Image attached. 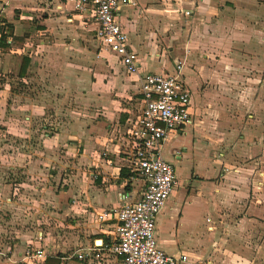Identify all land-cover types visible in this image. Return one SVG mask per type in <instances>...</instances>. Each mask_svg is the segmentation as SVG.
<instances>
[{
    "label": "crops",
    "instance_id": "crops-1",
    "mask_svg": "<svg viewBox=\"0 0 264 264\" xmlns=\"http://www.w3.org/2000/svg\"><path fill=\"white\" fill-rule=\"evenodd\" d=\"M116 16L138 55L137 73L126 72L95 36L97 48L88 47L84 38L93 19L64 0H0V19L24 40L10 51L28 49L27 70L42 51L75 59L77 35L83 41L78 63L56 61L55 55L62 86L30 94L12 91L9 83L0 89V97L13 101L0 118L8 119L15 145L25 146L16 152L12 145L9 156H0L9 176L6 202L15 207L19 191L24 206L31 202L40 211L39 239H29L25 224L23 243L49 244L56 257L112 239L115 219L98 215L136 201L143 188V180L127 177L124 161L129 129L143 107L140 77L173 73L181 62L191 121L161 147L178 181L157 216V244L185 255L183 264H264V0H125ZM35 37L68 42L53 50L54 43H34ZM8 59L0 56L1 71L9 68ZM51 95L68 106L55 109ZM18 97L23 107L14 104ZM54 115L61 119L48 120ZM19 116L26 122L20 124ZM36 119L42 122L34 134ZM32 207L24 208L25 222ZM66 260L121 264L109 253Z\"/></svg>",
    "mask_w": 264,
    "mask_h": 264
},
{
    "label": "built area",
    "instance_id": "built-area-1",
    "mask_svg": "<svg viewBox=\"0 0 264 264\" xmlns=\"http://www.w3.org/2000/svg\"><path fill=\"white\" fill-rule=\"evenodd\" d=\"M78 13L91 16L95 25V39L103 48L115 54L126 72H138V55L129 47L128 36L117 20V12L125 0H64ZM2 26V23H0ZM1 36V28H0ZM143 107L131 124L128 148L124 156L132 178L143 180L139 198L98 215L115 219L113 237L74 255L99 258L103 253L113 254L121 264H183L185 255H172L162 250L156 241L155 227L158 214L164 207L177 175L173 165L161 154L168 135L191 121V92L181 78V62L173 73L147 72L140 77ZM41 248L27 247L24 261L44 260Z\"/></svg>",
    "mask_w": 264,
    "mask_h": 264
},
{
    "label": "rangeland",
    "instance_id": "rangeland-1",
    "mask_svg": "<svg viewBox=\"0 0 264 264\" xmlns=\"http://www.w3.org/2000/svg\"><path fill=\"white\" fill-rule=\"evenodd\" d=\"M94 27L95 25L87 26L88 32H87L86 38H84L85 44L88 47L89 46L92 47L93 49L94 47L97 48L98 46L94 40V31L92 29ZM81 38L82 37H78L77 35L76 40H75L76 41L75 46L77 47L76 48L77 54H76L75 59L73 58L68 59L66 53H63V52L61 54H55V50H54L55 44L56 45L58 44L60 47L64 48V46L67 45L68 37L59 38V40L57 39L58 41L55 38H44L47 40L48 43H54L52 44L53 46L52 48L54 51L50 53L46 51H42V54L38 53L37 55L38 59L35 60L34 63H32L33 65L31 66L29 70L26 71L24 76H20L18 74L19 69L17 68V66L15 67V64L17 63L18 65V61L21 59V57L27 56L29 54L28 49H24L23 51H20V53L19 51L17 53H11V51L9 52L1 51L0 53L1 58H9L8 60L10 64L8 65L9 68L7 70L6 69L2 71L0 70V85H1L0 89L3 88L2 87L3 84L6 85L5 88H7L8 87L7 84L9 83L12 91L15 90L18 93V91L20 90V92L25 91L26 94H30V93H35L37 90H38L37 93H39L40 90L44 88H46V90L48 91L49 88L51 87L53 88V84L55 83H56L55 84L56 86L61 85V83L63 82V81H60V78L62 76V71H59L58 73V71L55 70V55H56V61L65 62L67 60H70V61H76L75 63H78L77 61H79V59L77 57L79 56V53H80L79 44H83V41L81 40ZM44 39L43 38L39 39L38 37H35L34 43H38L40 40H44ZM23 42L24 40H21V42H16L14 46L23 45ZM37 64H38V67H37ZM23 77L28 78L27 79L28 83H25L19 80V79H22ZM61 97H64V96H60V98ZM16 99L18 101L14 102V104H17V107L18 106L23 107V105L25 104L24 99H19V97ZM53 100L55 101V105H56L55 109L61 110L62 104L64 108H66V106H68L69 104L67 100H64L61 102L60 100L59 101L55 100V96L53 95H51L50 97L48 96V103L49 101H53ZM12 103L13 101L9 100L7 97H4V98L2 96L0 97V110H2L3 115L9 112L8 110L12 108L11 107ZM35 103L39 104L40 102L37 100ZM48 108L49 106H47V109ZM57 116L58 117H56V119L54 115L51 118H48V120L50 119L53 122L54 120H56V122H58L61 118H60V115H57ZM0 117H3L2 114ZM16 119L19 121L20 124H23V122H26L24 119V116H19ZM6 121H8V119ZM6 121L3 122V120H1L0 118V156L7 157L9 156V154L13 152V149H15L12 146V145H15V142H13L14 137H12L11 139V135H9L8 127H7L8 123H6ZM40 122H42L40 121V119L39 120L36 119L32 122V125H31L32 133L34 134L36 133L34 130L36 129V127H39ZM15 146L17 147V149H15L16 152L25 149V146L23 145L22 141L20 142V144H18L17 142ZM255 170H258V167ZM19 175H22V173L17 174V176ZM8 181H9V176H8L7 167H0V264H28L23 260V254H24L25 249L28 246L37 248L38 245L35 246L33 244L23 243L24 225L27 224V226L30 227L27 230L29 232V239L31 238L34 240L35 239L38 240L39 239L38 233L41 229H40L39 222L36 223V219L37 220L40 219L39 218L40 211L39 209H37L38 211L35 212L34 207L36 206L32 207L31 202H30V205L28 204L27 206H24L23 201H21L22 198L18 197L19 191H16L17 195L15 198V201H16V204L14 205L15 207H12L13 205L9 206V204L6 202V198H9L11 193L9 189L3 188V185L7 184ZM25 207H28V208L32 207L31 209L27 210L28 212L30 211L32 212L26 214L29 216V219H26V222L24 221L25 216H23ZM39 246L40 247L38 248H41L45 252L46 257L55 256V247L52 248V246H49V244H43V245L41 244ZM56 254L57 255L62 254L63 256H66L68 254V251L59 252ZM67 260L66 259L61 260L62 261L61 264H68ZM29 263L30 264H46L45 262L41 260H33Z\"/></svg>",
    "mask_w": 264,
    "mask_h": 264
},
{
    "label": "trees",
    "instance_id": "trees-1",
    "mask_svg": "<svg viewBox=\"0 0 264 264\" xmlns=\"http://www.w3.org/2000/svg\"><path fill=\"white\" fill-rule=\"evenodd\" d=\"M0 23H2L1 28V36H0V50L9 52L11 48H13L14 44L16 42H21L22 39H17L15 36H13V25L9 22H7L5 19L1 18ZM30 63V58L27 56L21 57V62L19 66L18 74L20 76H24L27 70V67ZM129 173L127 174V177L131 176L132 172H130L129 168L127 169ZM123 171V170H122ZM62 254H58L56 257H46L45 263L46 264H59L60 258L62 257Z\"/></svg>",
    "mask_w": 264,
    "mask_h": 264
}]
</instances>
